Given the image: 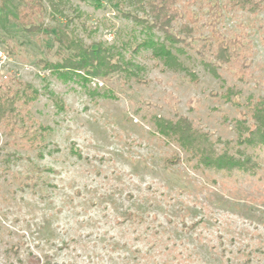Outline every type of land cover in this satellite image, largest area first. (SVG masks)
<instances>
[{
    "label": "rangeland",
    "instance_id": "374dc122",
    "mask_svg": "<svg viewBox=\"0 0 264 264\" xmlns=\"http://www.w3.org/2000/svg\"><path fill=\"white\" fill-rule=\"evenodd\" d=\"M152 1L42 0L44 30L28 32L19 0H0V83L40 91L21 111L47 127L50 143L40 157L0 128V264H264V144L239 142L240 111L252 124L251 102L264 97V0H174L175 41L126 14L148 24ZM215 2L217 29L241 39V59L215 57ZM58 28L112 44L115 60L133 62L139 77L119 71L87 86L59 78L41 62L58 59ZM147 37L185 68L167 66L152 47L136 51ZM178 115L193 123L194 144L160 131L158 117ZM173 152L180 163L165 164ZM223 154H249L253 166L207 159ZM27 174L45 184L20 188Z\"/></svg>",
    "mask_w": 264,
    "mask_h": 264
},
{
    "label": "trees",
    "instance_id": "16d2710c",
    "mask_svg": "<svg viewBox=\"0 0 264 264\" xmlns=\"http://www.w3.org/2000/svg\"><path fill=\"white\" fill-rule=\"evenodd\" d=\"M20 8L18 10V20L28 32H42L44 30V21L42 14L45 9L42 0H19ZM233 6H249L257 7L260 5L257 0H228ZM174 0H153L151 3V13L154 21L147 24V20L143 21L141 17L133 12H127L128 16L134 17L138 22L143 23L148 28L158 26L169 41H175L178 38L175 33L170 30L169 26L176 15L173 8ZM214 26L212 32L217 38V51L215 57L221 63H228L231 59H241L240 47L243 45L238 37H226L219 29L217 23L221 17L222 5L219 2L214 4ZM35 14H39L41 21L35 20ZM56 40L58 43L57 55L58 59L50 61L41 60L45 69H50L59 78L63 80H78L87 86L90 80L95 78L108 79L115 72L123 71L126 75L139 77V68L131 62L124 63L115 60L113 55V45L105 44L98 41L96 43H87L82 37L73 34L68 28H58ZM152 47L156 56L164 58L167 66L172 68H185L179 57L173 52V49L166 43H157L151 37L145 38L135 47L138 51L141 47ZM215 72V67H212ZM90 90V89H89ZM94 95H102L104 97L114 96L112 93L105 91L99 92L95 89L90 90ZM40 91L33 87L30 82L19 80L16 85L9 82L0 83V128L3 133L10 137L11 142L18 139L25 142V147L36 150L37 156L44 157L45 151L49 148V142L46 141L47 127L42 123H36L34 119L27 117L21 110L26 104H29L39 98ZM56 98V95H53ZM56 100H58L56 98ZM64 101L59 100L58 106H63ZM20 103V105H18ZM251 118L252 124L247 125L246 111L241 110L244 116L243 121L239 124L241 137L239 142L264 144V97L252 103ZM63 108V107H62ZM157 124L163 133L174 132L184 144H194L197 140L196 130L191 120L184 115H178L177 119H167L158 117ZM48 152V150H47ZM81 156V153L78 154ZM16 158L20 155H14ZM27 158H30L27 156ZM211 163L219 167H231L236 164L242 167H252V157L245 154L243 158L233 160L232 157L223 154L220 157L212 159L207 157ZM165 164L174 165L181 161L180 155L173 152L170 156H166ZM36 174H41L43 169L36 165L33 167ZM35 174L19 176L17 181L20 188H29L36 191L39 184H45V181H39ZM129 218L137 220L138 216L134 212L129 213Z\"/></svg>",
    "mask_w": 264,
    "mask_h": 264
}]
</instances>
